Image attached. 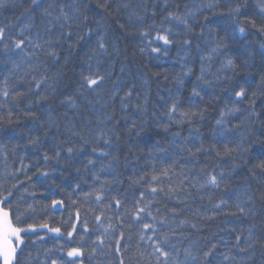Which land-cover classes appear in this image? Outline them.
Returning a JSON list of instances; mask_svg holds the SVG:
<instances>
[{
    "label": "trees",
    "instance_id": "16d2710c",
    "mask_svg": "<svg viewBox=\"0 0 264 264\" xmlns=\"http://www.w3.org/2000/svg\"><path fill=\"white\" fill-rule=\"evenodd\" d=\"M67 2L70 3L71 0ZM88 2L95 6V0ZM262 2L264 0H130L132 8L139 11L137 6L144 5L147 9L145 20L142 23L137 22L138 27L147 28L148 25H154L155 28L168 27L167 23L161 25V21L170 11L179 15L195 13L194 17H189L195 34L191 37V51L184 60H181L184 52L179 42L169 48L167 55L161 54L158 59L150 52L142 55L138 49L146 41H142L139 35H126L118 26V21L127 24L126 11L121 9L119 13L109 16L97 9L102 23L110 26V45L115 40L119 50L118 55L101 58L104 61L100 65L101 70L111 71L112 76L102 85L100 102H97L95 94H84L91 101L88 103L83 96L76 93L80 72L88 70L87 64L84 63L87 47L83 50L79 47L74 49L73 55L65 65L63 57L68 53L57 46L61 55V65L51 67V58L39 53L40 60L45 61L48 66L47 75L59 83L54 95L31 109L36 114L35 118L26 114L28 101L33 97L19 100L17 106V101L12 100L11 93L16 90L26 91L29 87L28 81H31L33 75L39 79L44 68L32 72L29 65L24 64L14 70L12 60H18L19 57L0 50V91L7 87L10 92L7 104L0 107V202L6 209L11 210L14 223L15 217L19 216L21 227L33 225L36 228L35 232L21 234L24 243L19 247L12 264H52L53 259L64 261L65 264H72L73 260L76 264H121V261L123 264H157L155 256L151 255L153 242L147 240L153 233L151 230L147 232L143 230V223L151 222L150 218L145 214H141L143 220L140 222L132 218L141 193L144 194L143 203L150 202V209L157 220L168 221L170 227L164 231L168 233L171 244H176L181 249V259L183 248L190 242L198 241L204 246V250H207L208 241L203 239L205 236L219 244L212 257L213 264L218 262L235 264L233 261H224L225 254L231 253L238 258L245 255L233 247L235 235L243 233L246 236L248 229L253 225L257 237L264 234V200L260 199L264 185L258 184L256 179L264 176V172L258 168L254 169L256 173L254 178L250 171L259 163L258 154L262 151L260 142L264 141V116L260 119L253 118V122H248L247 127L243 129L232 127L242 118V113H238L236 117H229L231 124H227V128L232 129L231 131L222 130V127L216 124V120L230 99L229 92L233 87L239 84L250 89L255 88L254 81H258L261 72H264V62L257 55L252 75L241 73L235 76L232 82L224 81L222 85L206 88L205 91L209 95H205L203 100L191 96V85L199 75L201 65L197 44L201 49L207 50L205 40L199 35L201 29L203 28L209 40L213 36L216 39L223 37L228 44L221 55L210 62V72H215L220 67L225 54L231 56L237 63H242L247 59L242 45L250 43L252 47H257L264 41V35L248 26L246 37L233 42L231 35L233 21L227 14L228 9L238 5L245 6L241 9V19L246 13L259 21V5ZM28 3L30 0H7V6L0 7V26H8V34L11 37H15L19 28L26 23L22 14ZM208 4L216 6L215 15L206 7ZM153 10L155 16L152 15ZM58 11L57 7L53 15L58 14ZM41 21L42 18L37 14L32 33L40 32L44 35L46 21L44 23ZM210 29L214 30L212 34H209ZM58 31V28L53 29L54 33ZM152 35H155L154 30ZM116 37L119 39L116 40ZM2 48L3 44L0 43V49ZM63 48H67V45H63ZM109 51L112 52L113 49L110 47ZM113 59L114 64L111 63ZM91 63L95 68V60ZM182 63L192 66L193 74L184 78L183 87H177L173 77L181 71ZM121 68L124 69L123 72ZM25 72L29 74L23 82L18 83V77L24 76ZM208 78L214 79L211 75ZM112 81H117V84L114 86ZM245 81L248 83L245 84ZM51 82L52 80H49V83ZM223 86L228 87L229 91H221ZM113 87L121 89L119 95H124L129 87L133 88L128 112L132 119L137 120L138 127L143 126L146 129L139 137L128 132L126 122L122 119L125 113L119 96L115 100L110 99ZM67 96H73L76 108L60 103ZM4 100L5 98L0 95V102ZM173 100L179 101L181 110L202 111L203 119L198 115L193 118L192 123L170 122L163 113ZM136 105L142 106L144 111H137ZM260 105H264V97L257 100L258 111ZM241 107L247 108V104H242ZM108 116L113 117L107 121L108 126L119 120L115 128L119 139L113 137L114 143L110 151L116 159L110 169L100 173V180H94L92 173L101 167L100 161L103 158H97L92 153L91 143L85 145L83 151L70 161L66 159L67 153L63 151L59 163L55 160H44L45 153L55 155L56 145L70 136L71 130L81 131L82 125L85 124L96 128L97 119H105ZM141 120L147 123L141 124ZM160 124H167V131L160 127ZM240 132L245 133L244 142L251 145V151L243 154L248 163L237 158L235 162L240 167L230 177H226L219 188L211 186L202 188L201 184L209 174L227 172L231 168L233 160L228 157H217L216 150H222L225 143L238 142ZM83 134L87 135L86 129ZM33 137H39L38 146L29 142ZM73 141L80 147L81 141L78 137H74ZM201 146L207 151L196 153L195 149ZM88 158L97 159L94 168L92 166L85 168ZM43 171H47L49 175L47 177L41 175ZM153 176L157 179L153 180ZM101 180L108 181L103 185V190ZM153 187L157 189L155 193L151 191ZM245 192L253 196V202L247 207L255 212L254 217H234L223 213L217 215L220 210L214 205L220 203L222 199L234 204L237 195L245 198ZM97 194L102 195L100 201L96 200ZM117 199L122 202L119 208L115 204ZM53 200H60L63 203L53 208ZM29 205L32 207L29 208ZM98 216L101 218L99 221L96 219ZM181 220L188 223L172 233L170 228L175 227ZM45 223L49 228H60L61 234L51 232L48 228H41L40 225ZM193 223L197 225L196 229L191 227ZM85 227L88 229L87 232L84 230ZM69 231H73L72 237H68ZM142 232L145 240L140 239ZM158 238L159 234H156L154 239ZM100 240H103V244H100ZM224 241H227V244ZM73 247L81 248L83 256L69 258L66 253ZM166 247L174 252L170 245ZM262 252L264 249H261L258 242L252 258L245 260L243 264H264Z\"/></svg>",
    "mask_w": 264,
    "mask_h": 264
},
{
    "label": "snow or ice",
    "instance_id": "6c2138e0",
    "mask_svg": "<svg viewBox=\"0 0 264 264\" xmlns=\"http://www.w3.org/2000/svg\"><path fill=\"white\" fill-rule=\"evenodd\" d=\"M7 6V0H0V7ZM58 7V14L53 15L54 10ZM137 8H132L130 6V0H95V6L93 7L88 0H30V3L24 9L22 15L25 16L26 23H24L19 30L17 31L15 37H11L8 34V26H0V43L3 44V48L0 49L5 53H12L16 57H19L18 60L13 59L12 63L14 70L19 69L22 65L28 64L30 70L35 72L38 68L43 67V74L39 79L35 75L32 76L31 81H28L29 87L26 91L16 90L14 93H11L12 100L17 101V106L19 100L25 97H33L29 99L27 104L26 114L35 118L36 114L31 111V109L46 102L50 96L54 95L57 91L58 80L49 77L47 75L48 66L45 61L40 60L39 53H43L45 57H50L52 61L51 67L61 65V55L57 46L63 51H66L68 55L63 57V64H67L73 55V50L80 48L83 50L87 47V52H85L84 63L87 64L88 70L80 72V81L76 89V93L80 96H83L88 103H91L88 100V97L85 96V93L95 94L97 102H100V92L102 90V85L112 76V72L108 70H101L100 65L104 63L101 59L102 57H113L114 54L118 55L119 50L116 47L115 40L112 41L111 45L109 43V31L110 26H105L102 23V20L99 16V12L107 13L109 16H113L116 13H119L121 9H124L127 13V24L119 22V28L126 35H139L142 41H146L142 47H139V52L142 55L147 53L154 54L155 58H159L161 54L167 55L169 48L179 42L181 44L184 55L181 56V60H184L186 56L191 51L192 45V35L195 34L194 26L190 22L189 17L195 16V13H188L185 15H179L176 12H168V15L163 18L161 25L164 23L168 24V27L155 28L154 25H148L147 28L138 27L137 22H143L145 20V12L147 9L144 5L137 6ZM206 7L209 10H212L213 15L216 14L214 11L215 5L208 4ZM245 6H236L230 7L228 9V15L232 18V38L235 42L239 38L246 37L247 27L250 26L255 32L260 35H264V2L259 5V21L254 17L248 16L246 13L241 19V9ZM99 10V12L97 11ZM37 14L42 18V23H44V35L40 32L32 33L31 29L35 24ZM155 11H152V15L155 16ZM223 14V13H221ZM208 17H205L207 20ZM93 24L95 26H93ZM54 28H58V32H53ZM175 29V31H174ZM153 30L155 35H152ZM214 32L213 29L209 30V34ZM199 35L205 40L206 51L200 48V45L197 44V49L200 51V70L199 75L196 76V80L191 85V96L198 97L200 100L204 99L205 95H209L205 89L212 88L214 86L222 85L224 81L232 82L235 76L245 73L247 75H252L253 65L255 62V57L258 55L260 60L264 62V41L260 42L257 47H252V45L246 44L242 45L247 54V59L243 60L242 63H237L235 59L227 54L224 55V58L221 60L220 67L216 69L215 72H210L211 61L221 55L222 50L228 47V44L225 38L221 37L216 39L215 36L211 40L205 36L203 28ZM9 39L11 42L9 43ZM116 40L119 37L115 38ZM63 45H67V48H63ZM112 48L113 51L110 52L109 48ZM95 60L96 67L93 68L92 61ZM112 64L115 63L113 59ZM147 68V65H145ZM123 72L124 69L121 68ZM231 73V75H229ZM28 72H25L24 76L18 77V83L23 82L25 77L28 75ZM193 74V67L188 64H181V71L177 73L173 80L175 81L177 87L184 86V78ZM153 75H159V73H153ZM209 75L214 77V79H209ZM167 79V77H165ZM49 80H52L49 83ZM7 82V78L5 83ZM147 82V81H145ZM248 82L245 81V84ZM255 88L245 87L244 85H239L233 87L229 92L230 99L225 103L224 107L220 111L219 118L216 120V124L222 127V130L231 131L232 129L227 128V124H231L229 117H236L238 113H242L243 116L238 120V123L234 124L232 127L235 129H243L247 127L248 122H253V118L260 119L264 116V105H260L259 111L257 108V100L261 97H264V72H261L260 79L254 81ZM112 84L115 86L117 81H112ZM221 91H229L228 87L223 86L220 89ZM121 89L119 87H113L110 93V99L115 100L119 96L121 101V107L125 113L122 119L126 122V127L128 128L129 134H135L136 137H139L145 128L143 126L137 125V120L132 119L128 107L131 102V97L133 96V88L129 87L127 91L124 92V95H119ZM5 100L0 102V107H4L7 104V98L10 96V92L7 87L3 91H0ZM234 95V98H233ZM217 99L219 97H216ZM61 104L66 105L71 108H76L77 104L73 96H67L65 99L60 101ZM247 104V108H242V104ZM230 105V106H229ZM106 106V105H102ZM136 110L143 112L144 108L140 105H136ZM168 117V120L172 123L183 124L185 122L192 123L193 118L200 116L203 119L202 111H187L181 110L178 100H173L172 103L167 107V111L163 113ZM11 115V113H9ZM66 115V113H65ZM155 115V113H153ZM113 117L108 116L105 119H97L96 128L89 127L87 124L82 125L81 131L71 130L70 136L61 140L56 145V151L54 156H50L47 153L44 154V160H55L59 163L61 159V152L67 153V160H71L75 155L83 151L84 146L92 144V153L95 154L97 158H103L101 162V167L98 170L93 171V179L100 180V173L104 172L107 169L112 167L113 161L116 159V156L110 151L113 147V137L119 139V136H116L115 128L119 124V120L115 124L108 126L107 121L112 120ZM130 121V123H129ZM11 122V121H9ZM147 121L141 120V124H146ZM44 126L43 124L41 125ZM160 127H163L167 131V124H160ZM51 127V125H49ZM87 130V135L83 134L84 130ZM47 135V132H45ZM178 136L179 133H176ZM240 140L235 144L231 142L225 143L222 146V150H216L217 157L221 158H231L233 163L231 168L227 171H221L219 174H209L204 183L201 184V187L211 186L213 188H219L221 183L230 177L235 170L240 167L235 161L237 158L244 160L245 163H248L247 159L243 155L251 151V145L244 142V132H240ZM74 137H78L81 141L80 147H77L73 141ZM94 141V142H93ZM32 145L38 146L40 143L39 137H33L29 141ZM260 147L262 151L258 154L259 163L255 164L253 169H250L254 178H256V173L254 169L258 168L261 172H264V141L260 142ZM207 151L201 147H197L195 152ZM165 151V149H161ZM191 151V149H189ZM195 153H193L194 155ZM97 163V159L88 158L85 168L92 166L94 168ZM41 175L47 177L49 173L47 171L41 172ZM157 177L153 176V180ZM257 179L258 184L264 185V176H261ZM107 180H101V190H103V185L107 183ZM138 182V181H137ZM151 191L155 193L157 189L155 187L151 188ZM11 195V193H9ZM34 195V193H33ZM245 198H241L240 195H237L235 198L234 204H229L228 200H221L220 203L214 205V207L220 211L217 212V215L223 213L224 215H231L234 217H245L255 216V212L248 208L247 205L253 202V196L244 193ZM102 199L101 194L96 195V200L100 201ZM231 197L229 198V200ZM260 199L264 200V192L261 193ZM144 194L141 193L137 201L136 206L134 207V212L132 213V218L134 221L140 222L143 220L141 214H145L150 218L151 222L143 223V230L147 232L151 230L153 235L148 236L147 240L152 241L153 252L151 255L155 256L157 264H213L212 257L215 254V250L218 249L219 244L217 242L211 241L207 236L203 239L208 241L207 250H204V246L200 245L199 242H190L188 246L183 248V259L180 258L181 249L177 247L176 244H171L169 240V235L164 231L165 228H169V223L166 219L157 220L156 216L152 214L150 209V202L143 203ZM75 203V201H73ZM60 200H53L52 206L55 208L56 205L61 204ZM121 201L117 199L115 201L116 207L121 206ZM142 205V206H141ZM29 208L32 206L29 205ZM234 209V210H232ZM97 221L101 218L98 216ZM20 217H15V223L10 209H6L2 206L0 202V258L3 260V264H12V261L16 258L17 249L24 243L21 238V233L26 232H35L36 228L33 225H28L27 228L21 227L19 225ZM188 222L185 220L179 221L175 227H171L170 231L175 233L177 228H183ZM163 226V227H159ZM41 228H48L49 231L55 232L58 235L61 234L60 228H49L48 224H41ZM112 227V225H109ZM193 229L197 228L195 223L191 224ZM253 225L248 229L247 235L243 233L237 234L234 237L233 247L242 254L241 257L232 255L231 253L224 255V261H233L235 264H243L247 259H251L255 251V245L259 242L261 249H264V234L257 237L253 231ZM73 230H75V225H73ZM88 231L87 227L84 229ZM230 231L235 232V229H230ZM159 234L158 239H154V236ZM68 237L73 236V231L67 233ZM183 236L184 234L181 233ZM43 237H41L42 239ZM187 239V236L184 237ZM141 240H145L143 232L140 235ZM119 243V241H117ZM227 244V241H224ZM100 244H103V240H100ZM170 245L173 251H169L166 246ZM51 251V250H49ZM117 248V252H119ZM67 256L69 258H76L83 256V250L79 247H73L67 251ZM158 254V255H157ZM264 256V252L261 253ZM52 264H65L64 261H58L57 259L52 260ZM72 264H76V261L73 260ZM123 264V261H121ZM218 264H223V262H218Z\"/></svg>",
    "mask_w": 264,
    "mask_h": 264
},
{
    "label": "rangeland",
    "instance_id": "374dc122",
    "mask_svg": "<svg viewBox=\"0 0 264 264\" xmlns=\"http://www.w3.org/2000/svg\"><path fill=\"white\" fill-rule=\"evenodd\" d=\"M55 233V232H54ZM22 234V233H21ZM57 234V233H56ZM19 249V248H18ZM18 249H17V251H18ZM13 262V261H12ZM0 264H3V260H2V258H0Z\"/></svg>",
    "mask_w": 264,
    "mask_h": 264
}]
</instances>
